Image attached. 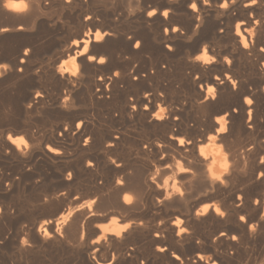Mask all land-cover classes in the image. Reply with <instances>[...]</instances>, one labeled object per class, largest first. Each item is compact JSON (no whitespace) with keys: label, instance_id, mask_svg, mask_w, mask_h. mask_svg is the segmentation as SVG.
I'll return each mask as SVG.
<instances>
[{"label":"bare ground","instance_id":"6f19581e","mask_svg":"<svg viewBox=\"0 0 264 264\" xmlns=\"http://www.w3.org/2000/svg\"><path fill=\"white\" fill-rule=\"evenodd\" d=\"M53 10L63 37L41 63L29 43L0 58L19 115L50 102L68 119L47 136L57 148L25 118L30 145L0 128V264H14L4 248L32 264H264L242 248L264 237V0H0V35ZM33 169L67 191H41L23 217L13 200Z\"/></svg>","mask_w":264,"mask_h":264},{"label":"rangeland","instance_id":"374dc122","mask_svg":"<svg viewBox=\"0 0 264 264\" xmlns=\"http://www.w3.org/2000/svg\"><path fill=\"white\" fill-rule=\"evenodd\" d=\"M101 9H103V8H101ZM41 14L42 13H39V17H38V22H39L38 24L39 25H36V27H34L33 30L30 28L29 29L26 28L25 30L18 32L16 30L18 26L16 25L13 27L12 33H8L6 36L0 35V58L4 57V56L10 57L13 54L14 49L19 44H21V43L28 44L29 43L23 49L27 48L28 46L29 47L34 46L33 48L40 50L39 54L35 58L36 63H41L43 61V59L46 57L45 52L47 51V48L50 47V45L51 46L54 45V42L55 43L58 42L60 39H62L63 36L60 33L58 34V32L56 30H54L51 27H48L46 25L47 19H49L50 17H52V18L57 17V12L55 13L53 10V11L49 12L46 16L44 14L43 15H41ZM47 16H48V18H47ZM99 18L97 21V27L99 29H101L103 27V24H102V19L101 18L99 19ZM41 22H43V25ZM1 25H6L5 24V18L2 16H0V26ZM29 32L32 35H30ZM51 33H52V35H51ZM29 36L31 37V39ZM51 42H53V43H51ZM32 43L35 45H33ZM43 49H45L46 51ZM193 78H194V76H193ZM23 86H28V83L27 84L25 83ZM18 93H19V91L16 90V88L14 89L11 85H9V83H6L4 85L0 84V100L3 102V105L5 106L3 109V112L0 115V128L10 129V134L12 136H21L30 145V143H31L30 137L32 134L27 133V132H16L19 130V128L21 126V122L25 118L26 121L33 122L32 123L33 129L31 131V133H33V135L36 136V139L38 137L37 140L38 141L40 140L41 145L43 144L44 146H46V145L51 144L52 147L55 146V148H57L56 147L57 145L52 140H46L48 138L47 136L49 135L50 130H52L53 128L55 129L58 126L61 127V130H64L65 128H67L66 122H68V119L64 118V115L62 113L60 115V113L57 112V110L54 107H52V106L50 107V102L48 104L46 103L43 106V108L41 110H39V112H37L31 116L24 117V116L19 115L17 112V109H16V107L18 105L17 104ZM49 93L51 94V96L55 95L56 94L55 87H49ZM94 108H95V113L93 116H96L98 113L97 111H99V109L101 107L97 106ZM93 123H94V127L97 130H99V129L101 130V129H104L105 126L107 125V119H106V117H104L102 115L96 116L93 119ZM139 132L140 131L138 130V133ZM55 137H59V132L55 133ZM0 172H4L3 166H0ZM6 172L11 173V174L13 173V171L10 169H6ZM26 173H27L26 178H25L26 182L24 181V183L22 184V192L18 197H16L13 200V202L17 206L16 209L19 212V215H21L23 217H28L30 213L35 212L36 209L39 207L36 205L35 200L37 199V196L41 191L52 190V189L57 190V191L61 190L60 192L67 191V188L62 183L58 182L57 180H54L52 183L51 182L42 183L40 181L41 179L39 178L40 171L37 169L27 171ZM256 177H258L257 174H256ZM7 183L8 182H4L2 187L6 189L8 187L6 185ZM61 185H63V186H61ZM8 188H11V187H8ZM57 205L58 204L56 202H54V203H52V206L44 207L43 210H41V211H42V213L44 212L46 214H50L51 212H53L56 209ZM27 208H29V209H27ZM33 208H36V209H33ZM41 208L42 207H39V209H41ZM32 209H33V211H31ZM39 209H37L38 212L40 211ZM44 217L46 218V217H48V215H45ZM230 225L231 224H229V227H230ZM214 227L215 226L212 225L209 227V229L207 228L209 233L211 231V233H210L211 235H209L208 231L206 230L208 234L205 232L206 234H204L203 236L206 237L209 235L211 240H214V238H217V235L219 234V230L217 231L216 227L215 228ZM262 240H259V242L257 241L254 244L250 243L251 244L250 246L251 247L253 246L252 248L249 246V244H247L249 247L245 245L246 246V248H245L243 245L242 248H244L248 253L252 252L253 250L256 251L255 249H257V251H259L260 249H264L263 247H261V246H264V237ZM195 244L200 245V243L198 244L197 241L195 242ZM259 244H261V246ZM202 252H203V254L205 253V255H207V256L210 255V253L208 252L206 247L202 248ZM3 255L5 257H8L11 260V262L13 261L14 264H25V263L32 264L35 261V260H33L32 256L29 257L27 259V261H25V260L20 261L18 258H16L14 256L12 250L9 248L3 249ZM241 260H242L241 262H243L244 264L249 263L248 258L245 259V257H244ZM209 262H211V261H209Z\"/></svg>","mask_w":264,"mask_h":264},{"label":"snow or ice","instance_id":"6c2138e0","mask_svg":"<svg viewBox=\"0 0 264 264\" xmlns=\"http://www.w3.org/2000/svg\"><path fill=\"white\" fill-rule=\"evenodd\" d=\"M254 2H255V0H254ZM227 5H225V7H226ZM192 7L193 8H196V5L195 4H192ZM164 15H167V13H164ZM138 47H139V45H137ZM92 59L93 60H95L96 59V57H92ZM197 59H201V60H203L204 59V57L203 56H201V57H197ZM205 62H207V61H205ZM101 63H103V60H101ZM74 75H75V73H73ZM213 91H214V89H213ZM249 103H251V101H249ZM9 139H11V137H9ZM22 139V138H21ZM15 142V141H14ZM179 143L180 144H183L184 143V141L183 140H180L179 141ZM262 175H264V174H262ZM217 211H219V209H217ZM221 215H223V213H220ZM241 219H243V217H241ZM233 239H235V237H233ZM177 259H179V257H177Z\"/></svg>","mask_w":264,"mask_h":264}]
</instances>
